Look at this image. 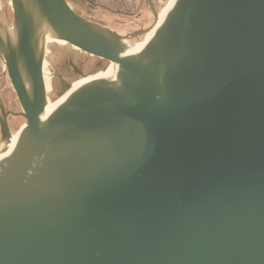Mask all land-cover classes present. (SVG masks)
<instances>
[{
  "label": "water",
  "instance_id": "obj_1",
  "mask_svg": "<svg viewBox=\"0 0 264 264\" xmlns=\"http://www.w3.org/2000/svg\"><path fill=\"white\" fill-rule=\"evenodd\" d=\"M150 1L124 36L11 0L26 125L0 160V264H264V0H175L159 27ZM49 35L116 70L47 114Z\"/></svg>",
  "mask_w": 264,
  "mask_h": 264
},
{
  "label": "rangeland",
  "instance_id": "obj_2",
  "mask_svg": "<svg viewBox=\"0 0 264 264\" xmlns=\"http://www.w3.org/2000/svg\"><path fill=\"white\" fill-rule=\"evenodd\" d=\"M67 1L70 2V5L77 13L86 19L117 31L124 36L131 34V30L133 28H138L155 22L154 11L152 7L151 11L144 13H142V6L138 9H130L127 13L119 15L115 14V12H111L110 8L107 6H100V4L94 6L95 3H98L96 0ZM170 3L171 0H164L162 3L155 2L156 12L159 16L165 12ZM13 16L11 0H0V23L4 28L9 30L12 29ZM46 54L44 71L48 100L51 105L50 109H54L59 105L62 93L65 90V82L78 89L87 82L103 76L112 67V65H109L107 62L101 59L90 56L65 42H61L53 38L47 39ZM0 61H2L1 56ZM68 61L74 62V64L84 73V75L78 76L73 72L71 78L63 75L64 73H67L66 63ZM60 76H62V78ZM11 89L12 93L8 90V94L6 95L7 99L10 101V106L14 108L16 104V111L23 112L12 86ZM13 123L14 137L20 134L21 130L26 125V120L24 118H17L14 119ZM4 148L5 146H3L2 149L4 150Z\"/></svg>",
  "mask_w": 264,
  "mask_h": 264
},
{
  "label": "flooded vegetation",
  "instance_id": "obj_3",
  "mask_svg": "<svg viewBox=\"0 0 264 264\" xmlns=\"http://www.w3.org/2000/svg\"><path fill=\"white\" fill-rule=\"evenodd\" d=\"M66 67H67V73H64L63 75H66L68 78H71L73 73L75 75H78V76L84 75V73L72 61H68L66 63ZM5 68L6 67L3 64V62L0 61V100L3 103L5 114L7 115L6 119H7V123H8V127H9V132H10V135L12 137L13 131H14V129H13L14 128V123H13L14 119L23 118V117L20 115L22 112L16 111V109H15L16 104H15L14 108H12L10 106L9 99H7V97H6V95L8 94L7 91L9 90V92L12 93V89H11V86H10L11 83H10V80L8 78V75H7ZM60 77L62 78V76H60ZM64 85L70 86V84H68L66 82L64 83ZM13 94H14V92H13ZM13 105H14V103H13ZM0 116H2V117L4 116L1 104H0ZM4 142H5L4 141V135L2 133V129L0 126V150H2L3 146L5 145Z\"/></svg>",
  "mask_w": 264,
  "mask_h": 264
},
{
  "label": "bare ground",
  "instance_id": "obj_4",
  "mask_svg": "<svg viewBox=\"0 0 264 264\" xmlns=\"http://www.w3.org/2000/svg\"><path fill=\"white\" fill-rule=\"evenodd\" d=\"M174 2H175V0H171V3L169 4V6L167 7V9L165 10V12L161 15V16H159V18H158V23H159V25H158V27L160 26V24H162L163 23V21L165 20V18H166V16H167V14L170 12V10L172 9V7H173V4H174ZM12 3V2H11ZM157 27V28H158ZM156 28V29H157ZM155 29V30H156ZM155 30H153L150 34L151 35H153L154 34V32H155ZM10 31H12V29L10 30ZM149 35V34H148ZM48 38H53V39H56L53 35H49V36H47V39ZM57 40V39H56ZM59 41V40H58ZM62 42V41H61ZM128 44V43H127ZM127 46V45H126ZM126 46L124 47V48H126ZM1 56V55H0ZM1 58H2V56H1ZM2 61L4 62V60H3V58H2ZM44 66H45V61H44ZM114 70H116V68L114 67V66H112L108 71H107V73L106 74H104L103 76H101V77H99V78H103V77H105L106 75H108L109 73H111L112 71H114ZM44 76H45V71H44ZM98 79V78H97ZM95 80V79H94ZM93 81V80H92ZM91 82V81H90ZM87 83H89V82H87ZM86 83V84H87ZM86 84H84V85H86ZM83 85V86H84ZM82 86V87H83ZM81 88V87H80ZM80 88H78V89H80ZM77 88H74V87H72V86H70V89L69 90H64V92L62 93V97H61V99H60V103H59V105H61L71 94H73L76 90H78ZM58 105V106H59ZM50 103H48V106L46 107V109H47V114H49V113H51L53 110H55L56 108H54V109H50ZM18 137H19V135L18 136H12V141H11V143L9 144V145H7V146H5V148H4V150L2 149V150H0V160L3 158V157H5L8 153H10L11 152V150L14 148V145H15V143L17 142V140H18Z\"/></svg>",
  "mask_w": 264,
  "mask_h": 264
},
{
  "label": "crops",
  "instance_id": "obj_5",
  "mask_svg": "<svg viewBox=\"0 0 264 264\" xmlns=\"http://www.w3.org/2000/svg\"><path fill=\"white\" fill-rule=\"evenodd\" d=\"M95 5L100 4V6L110 8L111 12L115 14L127 13L130 9H138L142 7V13L151 11V1L150 0H96ZM70 3V2H69Z\"/></svg>",
  "mask_w": 264,
  "mask_h": 264
},
{
  "label": "built area",
  "instance_id": "obj_6",
  "mask_svg": "<svg viewBox=\"0 0 264 264\" xmlns=\"http://www.w3.org/2000/svg\"><path fill=\"white\" fill-rule=\"evenodd\" d=\"M153 2L155 1L156 3H162L164 0H152ZM155 2H154V5H155Z\"/></svg>",
  "mask_w": 264,
  "mask_h": 264
}]
</instances>
